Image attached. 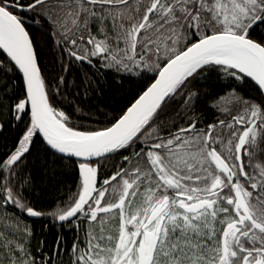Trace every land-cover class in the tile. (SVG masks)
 Returning <instances> with one entry per match:
<instances>
[{
  "label": "snow or ice",
  "instance_id": "1",
  "mask_svg": "<svg viewBox=\"0 0 264 264\" xmlns=\"http://www.w3.org/2000/svg\"><path fill=\"white\" fill-rule=\"evenodd\" d=\"M44 36L59 50L51 79ZM75 63L150 83L93 126L66 92ZM213 73L257 96L214 97L223 118L204 124L200 82ZM93 85L81 78L77 95L98 94ZM12 121L23 131L0 160V264H264V0H0V129ZM37 137L47 172L79 173L77 192L50 210L21 192L30 173L16 182ZM44 216L75 227L70 248L57 237L33 250L26 217Z\"/></svg>",
  "mask_w": 264,
  "mask_h": 264
},
{
  "label": "trees",
  "instance_id": "2",
  "mask_svg": "<svg viewBox=\"0 0 264 264\" xmlns=\"http://www.w3.org/2000/svg\"><path fill=\"white\" fill-rule=\"evenodd\" d=\"M38 25H32L30 30H35ZM52 43L46 36L40 40V46L43 49L44 58L41 62V66L45 75L49 78L56 76V71L59 69V60L55 64L56 71L53 68L52 58L53 55L58 57L59 50L57 49L54 53L49 45ZM96 68H89L87 65L81 66L79 63H75L71 70L66 73V78L71 84L75 80L77 87H70L66 89L69 99L78 103L85 112L95 113L92 120H84L82 122L96 126V120L103 122L110 121L113 116L121 114L130 104L137 98L138 94L142 93L144 86L150 81H142L138 77L125 78L121 80L119 76H116L111 70L103 69L98 72L95 76H91L92 73L96 72ZM151 76L152 74L149 73ZM81 78H91L94 81V87L98 85V94L89 93L88 98L85 99L82 94ZM55 81L53 80V83ZM16 83L19 84V78H16ZM201 95L196 105L197 115L202 117L203 123H212L214 120L223 118V115L214 108L213 98L224 95L235 89L236 92L242 93L244 96H257V92L254 89L253 84L249 81L248 83L241 84L238 81L230 80L224 77H217L215 73L208 76L204 81L200 82ZM208 93L209 95H205ZM57 107L64 108L71 112V108L68 107L67 102L57 100ZM176 105H173L175 108ZM172 112V109L169 110ZM106 114V115H104ZM7 120L8 117H5ZM27 119V117L25 118ZM72 119L79 120V115H74ZM177 127L184 126V121H178ZM23 131V124L12 121L11 123H5L3 129H0V160H3L7 155L14 150L18 138L21 136ZM43 144L39 138H36V145L33 148V155L28 157L26 162V171L21 172L20 176L16 178V182L22 181L24 178L31 174L32 183L21 188L23 195L27 197V200L31 202L37 209L50 210L57 204L65 202L70 193H75L78 190L79 185V174L78 169L75 166H69L67 169H61L59 174L55 177L51 173L47 172L40 162H37L36 156L39 154L43 156ZM119 157L116 160H109L103 164L101 168L100 180H103L108 175L112 174L116 169L113 166L119 162ZM51 218V217H50ZM30 226L34 233L32 239V248L35 251L39 242L43 238V229L39 220H32ZM69 225L61 224L55 227L56 230L62 231L61 229L68 228ZM63 241L67 247H71L73 238L75 236H63ZM48 242L44 243V247L47 252L50 251L52 245H54L56 238L51 235ZM67 241H72L68 243ZM43 252H46L43 249ZM39 252H37L38 255ZM65 264L68 262V257L64 256Z\"/></svg>",
  "mask_w": 264,
  "mask_h": 264
},
{
  "label": "flooded vegetation",
  "instance_id": "3",
  "mask_svg": "<svg viewBox=\"0 0 264 264\" xmlns=\"http://www.w3.org/2000/svg\"><path fill=\"white\" fill-rule=\"evenodd\" d=\"M42 210H45V209H42ZM26 220L29 223V225L30 223H32V220L34 221L39 220L41 222V226L43 229V238L41 239V241H43L44 243L48 242V239H50L49 237H51V235L54 236V238L62 237L63 239H64L63 236H71V235L76 236V229L74 226L73 227L68 226V228L61 229L62 231L56 230L55 227H58L59 225H61V222L54 220V218H50L47 216L40 217V218L26 217ZM63 224L68 225L67 223H63ZM67 242L71 243L72 241H67ZM43 249H45V251L47 252V249L45 247H43ZM40 254L41 253H38V256Z\"/></svg>",
  "mask_w": 264,
  "mask_h": 264
},
{
  "label": "water",
  "instance_id": "4",
  "mask_svg": "<svg viewBox=\"0 0 264 264\" xmlns=\"http://www.w3.org/2000/svg\"><path fill=\"white\" fill-rule=\"evenodd\" d=\"M39 138V140H40V142H41V138L40 137H38ZM79 174V173H78Z\"/></svg>",
  "mask_w": 264,
  "mask_h": 264
}]
</instances>
